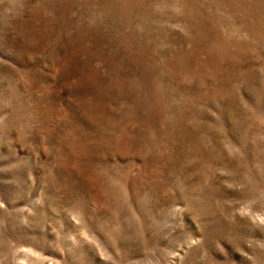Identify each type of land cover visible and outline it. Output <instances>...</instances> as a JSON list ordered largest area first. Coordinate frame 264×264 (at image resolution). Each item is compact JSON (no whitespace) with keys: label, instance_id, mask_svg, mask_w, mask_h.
<instances>
[{"label":"rangeland","instance_id":"1","mask_svg":"<svg viewBox=\"0 0 264 264\" xmlns=\"http://www.w3.org/2000/svg\"><path fill=\"white\" fill-rule=\"evenodd\" d=\"M0 264H264V0H0Z\"/></svg>","mask_w":264,"mask_h":264}]
</instances>
